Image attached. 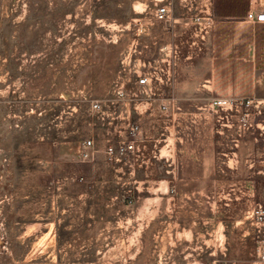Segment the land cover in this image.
Wrapping results in <instances>:
<instances>
[{"label":"rangeland","instance_id":"rangeland-1","mask_svg":"<svg viewBox=\"0 0 264 264\" xmlns=\"http://www.w3.org/2000/svg\"><path fill=\"white\" fill-rule=\"evenodd\" d=\"M172 2L0 0V264H263L264 70Z\"/></svg>","mask_w":264,"mask_h":264},{"label":"crops","instance_id":"crops-1","mask_svg":"<svg viewBox=\"0 0 264 264\" xmlns=\"http://www.w3.org/2000/svg\"><path fill=\"white\" fill-rule=\"evenodd\" d=\"M250 10L264 11V0H210L208 19L211 24L212 41H215L212 42L213 49L218 48L222 54L228 41L234 39L237 55L251 61L258 69L264 70V22L248 20L246 16ZM163 48L165 46L162 47V51ZM161 81L163 84V80ZM168 82L169 80L166 81L167 84Z\"/></svg>","mask_w":264,"mask_h":264},{"label":"built area","instance_id":"built-area-1","mask_svg":"<svg viewBox=\"0 0 264 264\" xmlns=\"http://www.w3.org/2000/svg\"><path fill=\"white\" fill-rule=\"evenodd\" d=\"M153 5H154V12L152 19L155 23H160V24H166L169 23L172 20L173 17V2L172 0H153ZM246 18L252 22H264V11L261 12H255L250 10L247 13ZM165 49V48H163ZM162 59L156 58L154 61L148 62L149 68H152L155 72L159 71H164L167 67L171 68V63L169 62L168 65L163 64ZM144 65H146V62H144ZM152 76L150 73L145 72L143 74L139 75L138 78V83L142 86L148 85L151 80ZM157 78V77H156ZM159 83H162L161 79L158 80ZM88 145H91V141H87ZM134 148V145L132 143L128 144L126 146V149L132 150ZM114 151L113 147H109V152L112 154ZM255 215L257 219V223L261 224L264 227V206L259 204L255 208ZM258 232H263L264 234V229L260 228L258 229ZM259 259L261 263L264 264V247H261L259 249Z\"/></svg>","mask_w":264,"mask_h":264}]
</instances>
